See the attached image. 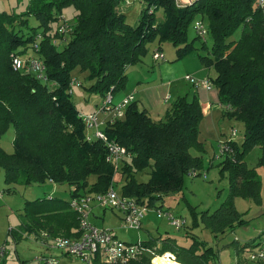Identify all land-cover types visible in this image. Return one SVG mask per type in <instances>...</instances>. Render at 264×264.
I'll list each match as a JSON object with an SVG mask.
<instances>
[{
  "label": "trees",
  "instance_id": "trees-1",
  "mask_svg": "<svg viewBox=\"0 0 264 264\" xmlns=\"http://www.w3.org/2000/svg\"><path fill=\"white\" fill-rule=\"evenodd\" d=\"M140 2L133 23L127 19L126 0H28L21 12L0 10V135L13 128V149L0 147L6 190L51 181L67 184L70 196L92 193L113 186L118 172L120 194L156 209L161 208L164 195L181 190L184 175H200L205 143L200 137L202 110L195 93L174 97L158 118L136 100L130 101L123 115L104 127L109 139L130 152L117 166L106 160L102 139L85 138L84 111L79 112L72 99L74 87L85 99L92 94L100 98L97 106L109 91L116 99V91L125 88L128 68L144 62L149 45L162 53V43L171 42L176 45L177 58L195 51L200 63L214 69L209 77L219 101L230 106L223 113L238 120L243 133L240 144L226 139L229 149L219 156L220 172L228 178L227 196L212 212H201V220L215 234L247 224L249 220L242 217L233 199L261 200L264 15L257 0H192L184 5L175 0ZM66 7L72 8V19L63 14ZM61 14L69 24L64 32L58 30ZM194 18L205 20L206 33L201 36L195 29L189 38ZM238 28L240 34L235 37ZM153 51L152 60L159 59L153 58ZM13 55L40 59L46 78L24 68L14 69ZM254 146L260 154L255 165L248 166L245 156ZM25 200L19 227L9 230L13 238H20L24 231L79 236L77 214L69 199L50 191ZM262 234L264 230L259 236ZM233 243L236 254L254 245L251 240L241 247L239 242ZM144 244L158 255L172 252L181 264H212L217 255L211 244L196 237L183 244L174 236L161 234ZM151 257L143 253L129 264H151ZM88 264L103 262L95 254Z\"/></svg>",
  "mask_w": 264,
  "mask_h": 264
},
{
  "label": "rangeland",
  "instance_id": "rangeland-1",
  "mask_svg": "<svg viewBox=\"0 0 264 264\" xmlns=\"http://www.w3.org/2000/svg\"><path fill=\"white\" fill-rule=\"evenodd\" d=\"M27 1L0 0V10L5 9L10 12H21L25 10ZM126 1L129 3L127 19L133 23L141 8V2L140 0ZM63 14L67 19H72V8L66 7ZM157 14L161 16V11L158 10ZM195 20L194 18L189 25V38L195 34ZM203 21L202 23L204 24L205 20ZM31 23L35 24V20H32ZM239 34L240 29L238 28L235 30L234 36L237 37ZM207 42H210L209 37H207ZM196 43L198 44V39H196ZM153 48H155V45L150 44L148 52L144 56L143 63L128 68L126 86L129 87L132 85L135 80L134 77L143 76L142 80L147 83H156L160 80L175 78L174 84L179 83V85L182 84L183 87L187 88L188 86L186 84L191 83L184 76L186 73H191V67L194 63L199 64L197 59L193 57L196 54H187L181 58H177L176 45L171 42H164L161 47L164 57L152 60L151 53ZM198 49L202 51L201 48ZM28 52L33 53L30 48ZM208 69L210 76H213L215 74L214 69L212 67H208ZM172 93L174 95L175 92L172 90ZM85 94L87 96L86 92ZM89 97L90 99H85L77 87L73 88L72 99L79 112L86 111L93 106V101L97 96L92 94ZM203 122L204 125L203 123L201 125L200 137L204 140L205 151L203 152L204 168L201 170V174L196 176H192L191 174L184 175L183 185L179 193L166 194L161 200L160 207L163 210H169L177 218L184 219L182 226L176 228L165 214L158 213L157 209L151 207L145 211L142 219L144 222L146 221L144 219L148 217V222L146 224L142 222L139 229L123 227L120 213L109 207L104 210H99L93 206V213L99 216H94L93 213H90L89 219L93 221L92 223H95L98 227L116 230L120 239L124 238L130 242L136 241L138 235L142 240L148 238L149 235H157L160 232L163 235L168 233L171 236H175L178 242L183 244L189 243L193 237L205 240L217 252L212 264H232L237 260L233 241L243 242L253 239V241L256 240L253 246H256L259 234L264 230V174H262L261 168H259V172L262 175L260 185L261 200L259 199L260 201L257 202V200L255 201L241 196H235L233 199L242 217L249 220L247 224L237 225L215 234L201 220V212L207 210L212 212L220 205L228 193L227 175L221 173L217 163H215L218 161L216 159H218L217 157H219L220 153L219 141L232 137L231 139L240 144L243 138L240 122L234 118H229L225 114L218 116L216 122V124L218 123L217 130L213 129V127L208 128L205 119ZM233 128L236 129L237 133L230 135ZM12 137L13 128L10 127L4 134L0 135V147L11 151L13 149L11 143ZM259 154L260 149L254 146L245 156L247 165H255ZM208 158L211 160V165L207 167ZM52 184L58 186L57 191L53 194L67 201L70 196L69 186L51 181H46L44 184L34 183L29 186L18 185L15 191H7L8 184L3 180V169L0 166V246L4 245L6 248V254H4L3 258L5 264H36L35 258L45 251L58 256L57 264H88L79 257L61 254L59 249L51 248L46 250L47 248L40 243L33 232L24 231L18 239L13 238V235L9 232L10 228L17 229L19 227L25 212V207L27 206L25 199L42 197L50 192L48 189ZM120 186L121 179L113 184L116 192L119 191ZM194 214L197 215V221L194 219ZM187 231H190L189 233L195 236L191 237ZM245 251L244 254L246 253ZM150 263L152 264L151 261Z\"/></svg>",
  "mask_w": 264,
  "mask_h": 264
},
{
  "label": "built area",
  "instance_id": "built-area-1",
  "mask_svg": "<svg viewBox=\"0 0 264 264\" xmlns=\"http://www.w3.org/2000/svg\"><path fill=\"white\" fill-rule=\"evenodd\" d=\"M192 0H175L177 5H184ZM256 4L259 6L262 15H264V0H257ZM59 31H66L69 28L68 21L63 14L59 16ZM194 28L197 33L203 36L206 33L204 24L196 20ZM153 58H163V54L155 50L152 54ZM12 66L14 69L24 68L25 70L32 71L38 78L45 79L44 65L42 61L35 57H29L27 60L22 59L16 55L12 56ZM192 86L203 87L210 90L214 84L209 76L202 78L195 77L190 73L185 74ZM134 99V92L129 91L125 93L118 100H113V94L109 91L95 109L81 113L82 121L85 124L86 132L85 138L91 140L100 138L105 142V158L114 166H117L123 158H127L130 152L125 146L119 144L116 140L109 139L104 131V127L113 123L117 118L123 115L126 105ZM224 109H229L228 104L223 106ZM236 129L233 128L230 135H235ZM229 137L228 139H231ZM219 156L227 152L229 146L226 139L219 141ZM219 158V157H217ZM196 176V172L190 173ZM1 195V192H0ZM70 207L76 212L78 219V229L80 231L77 237L68 236H51L45 231L35 234L40 243L46 247V250L51 248L59 249L61 254L72 255L79 257L87 263L91 258L98 254L103 264H129L132 260L137 259L143 253H150L152 255L150 261L154 264L155 257H163L178 262L175 255L170 251H164L161 254H156L154 249L146 246L144 241L139 237L136 241L130 242L118 238L111 229L98 227L89 219V215L94 205L102 208L115 209L120 213L122 226L139 229L141 219L148 206L138 203L136 198L131 196L122 195L116 192L113 186H109L104 191H96L92 193H78L70 196ZM157 209V208H156ZM158 213H163L171 221L176 228L184 224V219L177 218L169 210L157 209ZM11 229V228H10ZM9 229V230H10ZM6 248L4 245L0 246V264H3V258ZM36 264H57L58 256L51 254L47 251L41 253L36 258ZM181 264L180 262H178ZM264 264V234L261 235L259 242L256 246L246 249V253L242 259L236 260L232 264Z\"/></svg>",
  "mask_w": 264,
  "mask_h": 264
},
{
  "label": "crops",
  "instance_id": "crops-1",
  "mask_svg": "<svg viewBox=\"0 0 264 264\" xmlns=\"http://www.w3.org/2000/svg\"><path fill=\"white\" fill-rule=\"evenodd\" d=\"M193 53L196 54L195 51H191L188 54L191 55ZM193 57H195L197 59L199 64L194 63L192 65V67H191L192 70H191L190 74H193V75L197 76L198 78L210 76L208 67H206L202 63H200L197 54ZM137 73H139V72H137ZM134 78H135V80L132 83V85H130L129 87H127L125 85V88L123 90L116 91V94H115L116 100H118L120 97H122L125 93H127L129 91H133L134 92V99L133 100H136L137 103L141 107L146 108L152 117L158 118L161 115H163L167 103L170 100H172L174 97H176L179 94H183V93H188L189 95H191L192 93H195L198 97V100H199L200 106H201V110H202V119L200 122V132H201L202 123L204 125V122H203L204 119H205V123L208 126V128L213 127V129L217 130V124L218 123L216 124V122L218 120V116L223 115L224 113H223V106L221 105V103L219 101L218 92H217V89L215 87H213L210 90H206L203 87H195V86H192L191 84H186L188 86L186 88V87H183L182 84L179 85V83L177 81L176 82L178 84H174L175 78L167 79V80H160V81H157L156 83L155 82L147 83L146 81H143L142 80L143 76L142 77L136 76ZM172 90L175 92L174 95H172L173 94ZM99 101H100V98L99 99L95 98L93 101V106L91 108H88L84 112H88V111L93 110L97 106ZM216 160H218V161L215 163H217V166L219 167V170H220V166H219L218 162L221 159L218 158ZM207 162H208L207 163L208 164L207 167H208L209 165H211L210 158L207 159ZM113 178L117 181V180L121 179V175L118 172H116L114 174ZM57 189H58V186H56V184H52L49 188L51 193H55L57 191ZM174 193L178 194L179 191L174 192ZM174 193H168V194H174ZM157 203H158V201H157ZM94 208L95 209L97 208L99 210L105 209V208L99 207L97 205H94ZM94 208H92L91 213H93ZM151 208H153V207H151ZM157 209H159V208L157 207ZM144 214H145V212H144ZM93 215L99 216L96 213H93ZM142 219H143V217H142ZM142 219H141V224L143 222ZM194 219L197 221V215L196 214H194ZM144 220H146V221H144L146 224L148 222V217ZM91 222H93V221H91ZM112 232L117 237H119L117 235L116 230H112ZM166 234H168V233H166ZM157 235H161V232L158 233ZM157 235H149L148 238L142 239V240L146 241L147 239H150L151 237L157 236ZM138 237H139V235H138ZM259 238H260V236L258 237L257 242H259V240H260ZM121 239L126 240L124 238H121ZM126 241H129V240H126ZM248 241L249 240L239 242L238 244L241 247L244 242H248ZM255 241H253V239H251V242L254 243ZM243 255H244V251L240 252L239 254H236L237 260H239L240 258L242 259ZM3 264H5L4 261H3Z\"/></svg>",
  "mask_w": 264,
  "mask_h": 264
},
{
  "label": "bare ground",
  "instance_id": "bare-ground-1",
  "mask_svg": "<svg viewBox=\"0 0 264 264\" xmlns=\"http://www.w3.org/2000/svg\"><path fill=\"white\" fill-rule=\"evenodd\" d=\"M154 52V51H153ZM161 59V58H160ZM182 226V225H181ZM6 254V253H5ZM244 256V255H243ZM3 262V261H2ZM153 262L154 264H179L178 262L174 261V260H171V259H166V258H163V257H155L153 259ZM23 264V263H21Z\"/></svg>",
  "mask_w": 264,
  "mask_h": 264
}]
</instances>
